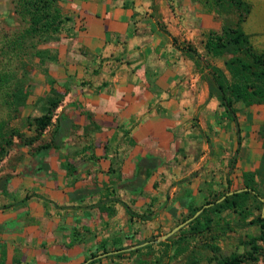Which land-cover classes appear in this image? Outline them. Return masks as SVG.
Returning <instances> with one entry per match:
<instances>
[{
	"label": "crops",
	"instance_id": "1",
	"mask_svg": "<svg viewBox=\"0 0 264 264\" xmlns=\"http://www.w3.org/2000/svg\"><path fill=\"white\" fill-rule=\"evenodd\" d=\"M150 2L62 4L73 27L44 44L43 89L57 95L43 130L51 146L25 153L0 180V264H83L167 226L221 174L232 124L193 61L156 27ZM247 145L244 166L262 152L255 135Z\"/></svg>",
	"mask_w": 264,
	"mask_h": 264
},
{
	"label": "rangeland",
	"instance_id": "2",
	"mask_svg": "<svg viewBox=\"0 0 264 264\" xmlns=\"http://www.w3.org/2000/svg\"><path fill=\"white\" fill-rule=\"evenodd\" d=\"M65 1H51L52 7H56L62 16L70 17L59 24L56 32L31 39L25 37L23 41L16 42L14 38L27 22L15 11L18 8L17 0H0V72L8 79L6 85L0 86V180L3 174L14 168L17 160L25 153L32 152L38 144L45 142L43 131L35 135L33 119L46 111L49 100L53 98L50 90L43 89L46 82L49 85L44 64L50 57V52L44 44L73 27L71 15L62 6ZM244 1L249 4L250 10L240 23V27L249 35L251 44L258 51L264 52V0ZM217 2L218 0H151L150 16L159 29L167 30L169 34V30L179 31L180 35L177 37L179 45L190 44L199 47L203 46L209 31L219 32L223 20L227 18L232 24L237 20V12L233 8H223ZM205 61L220 67L227 74L222 59L210 60L207 57ZM196 71L204 79V71L199 67H196ZM42 76L43 79H40ZM234 106L241 128V142L245 141L248 146L249 136L255 135L260 142L261 151L262 138L255 131L257 127L254 125L260 123L264 117V104L246 106L237 101ZM215 118L220 129H223L227 123L223 114L218 117L216 115ZM252 126L253 132L247 130ZM29 138H33V141L26 145L24 140ZM230 143L232 145L233 140ZM238 153L234 169L227 176L229 180L226 182L225 177L230 150L227 157L222 158L221 174L218 171L213 174L207 192L193 205L197 207L205 201L216 199L224 191L242 188L244 168L257 170L252 183L253 192L237 199L239 202L237 207L232 209L224 205L217 206L205 214V217L210 219L207 229L200 233H191L192 229H188L187 221L166 238L165 244L156 245L157 242L152 240L187 219L190 211L188 209L176 216L167 226L156 227L144 237L140 236L125 245L132 246L150 239L151 247L142 249L140 253L134 255L123 254L119 258H102V264H131L135 258L152 261L157 256H160L161 264H214L210 261L212 257L210 244H217L223 254L242 253L241 241L247 236L258 234L259 231L256 225L249 224L248 221L262 212V203L257 202L256 196L264 198V164L260 165L259 160H251L244 166ZM261 246V253L255 260L247 259L240 264H264V245Z\"/></svg>",
	"mask_w": 264,
	"mask_h": 264
},
{
	"label": "trees",
	"instance_id": "3",
	"mask_svg": "<svg viewBox=\"0 0 264 264\" xmlns=\"http://www.w3.org/2000/svg\"><path fill=\"white\" fill-rule=\"evenodd\" d=\"M53 0H17L16 13L26 20V26L19 32L15 39L16 42L27 39L44 36L48 33H54L58 30L59 24L65 20H69V16H62L56 7H52ZM218 5L223 8H233L237 12V20L232 24L226 18L223 20L219 32L209 31L203 42L204 56L213 59H222V63L227 71V74L218 66L211 62L205 61V58L190 44L179 45L176 39L167 32L162 30L171 38V43L179 50L184 52L191 59L196 67L204 71V80L207 85L208 97H214L218 105L222 107L223 114L229 123L232 124L234 144L232 154L227 162L228 170L231 172L237 153L240 146V128L236 115L234 103L239 101L246 106L264 104V52L258 51L250 42L249 35L245 33L240 23L249 13L250 6L244 0H218ZM57 37V36H56ZM14 41V42H15ZM0 86L8 83V79L4 77V73L0 72ZM53 95V94H52ZM48 102L47 109L41 115L33 119L35 124V135L40 134L50 123L52 111L56 106L57 95H53ZM256 132L262 138V152L259 158L260 165L264 164V117L257 125ZM17 135V133H15ZM19 137V135H18ZM33 139V138H32ZM32 139L24 141L26 145L32 143ZM51 146L50 141H45L38 144L32 151H42ZM257 170L242 171L243 186L253 190L252 183ZM5 176H1V179ZM249 190H242L227 195V191L220 193L216 199L205 201L203 204L193 207L189 211V216L202 208L204 204L212 203L210 206L203 207L201 211L189 220V228L191 233H200L209 227L210 219L205 217L209 210H213L217 206H226L234 209L238 206L237 199L243 198L249 194ZM222 197V198H221ZM257 197V202L262 203ZM221 198L218 202V200ZM128 211V210H127ZM130 213V211H128ZM249 224L256 225L259 229L258 234L247 236L241 241L243 252H231L223 254L217 244H210L212 257L210 261L214 264H240L244 260H255L260 255L262 246L264 245V211L257 214L254 218L248 221ZM166 240V239H165ZM164 241H159L156 245L165 244ZM143 241H150L145 239ZM141 241V242H143ZM139 242V243H141ZM138 244V243H137ZM134 245V244H133ZM152 244L147 242L142 246H138L131 250H126L128 246H117L114 248H103L99 253L120 249L118 252L106 254L102 257L93 258L97 252L90 254V260L86 264H102V258H119L123 254L140 253L142 249L151 247ZM161 258L157 256L152 261L147 259L135 258L131 264H161ZM81 264V263H80Z\"/></svg>",
	"mask_w": 264,
	"mask_h": 264
},
{
	"label": "water",
	"instance_id": "4",
	"mask_svg": "<svg viewBox=\"0 0 264 264\" xmlns=\"http://www.w3.org/2000/svg\"><path fill=\"white\" fill-rule=\"evenodd\" d=\"M242 190H249L251 192H253L250 188H246V187H242V188H238V189H235V190H232V191H228L226 194H232V193H235V192H240ZM222 198V197H221ZM221 198H219L218 200H220ZM258 199L262 202V212H263V209H264V198L262 197H258ZM216 200V201H218ZM212 203H207V204H204L202 206L203 207H207V206H210ZM202 208H199L197 209L194 214L190 217H188L187 219H185L184 221L180 222L179 224L175 225L174 227H172L168 232L164 233V234H161L159 235L157 238H155L154 240H152L153 242H158V241H161V240H165L168 236H170L174 231H176L182 224L186 223L187 221L191 220L195 215H197ZM261 212V213H262ZM147 242H150V241H144L142 243H139V244H135V245H132V246H129L127 247L126 249H132V248H136L138 246H141V245H144L146 244ZM120 249H116V250H111V251H107L105 253H99V254H96L93 258H98V257H101V256H104L106 254H110V253H114V252H118ZM91 259V258H90ZM90 259H87L83 262V264H86V262Z\"/></svg>",
	"mask_w": 264,
	"mask_h": 264
}]
</instances>
